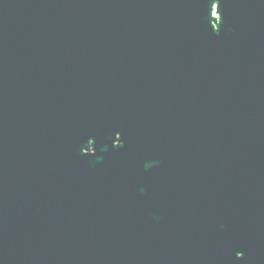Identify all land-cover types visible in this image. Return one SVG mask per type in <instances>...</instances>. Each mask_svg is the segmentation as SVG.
<instances>
[{"label":"water","instance_id":"95a60500","mask_svg":"<svg viewBox=\"0 0 264 264\" xmlns=\"http://www.w3.org/2000/svg\"><path fill=\"white\" fill-rule=\"evenodd\" d=\"M0 264H264V0H0Z\"/></svg>","mask_w":264,"mask_h":264}]
</instances>
